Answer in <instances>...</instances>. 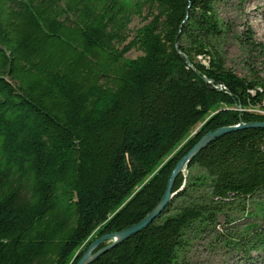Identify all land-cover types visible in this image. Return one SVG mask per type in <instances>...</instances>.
<instances>
[{"label":"trees","instance_id":"1","mask_svg":"<svg viewBox=\"0 0 264 264\" xmlns=\"http://www.w3.org/2000/svg\"><path fill=\"white\" fill-rule=\"evenodd\" d=\"M220 1L0 0V264H77L158 207L206 134L264 122L247 112L264 79L226 67ZM185 173L153 224L92 264H176L196 225L264 195V130L216 140ZM251 239L235 243L248 263L264 232Z\"/></svg>","mask_w":264,"mask_h":264},{"label":"rangeland","instance_id":"2","mask_svg":"<svg viewBox=\"0 0 264 264\" xmlns=\"http://www.w3.org/2000/svg\"><path fill=\"white\" fill-rule=\"evenodd\" d=\"M214 14L226 31L223 47L226 67L241 78L264 79V0H221L215 5ZM145 24L142 18L133 19L128 42ZM140 55L131 51L127 59ZM197 60L209 64L206 58ZM261 232H264V195L249 199L242 206L238 202L230 205L219 217L215 229L201 231L196 225L186 235V247L179 253L176 264H264L262 245L258 252L252 253L250 263L242 253L245 248L235 246L239 242L249 244L251 238L253 244Z\"/></svg>","mask_w":264,"mask_h":264},{"label":"water","instance_id":"3","mask_svg":"<svg viewBox=\"0 0 264 264\" xmlns=\"http://www.w3.org/2000/svg\"><path fill=\"white\" fill-rule=\"evenodd\" d=\"M203 80L209 83V81L206 78H203ZM246 129L264 130V122L248 123V124L241 123L239 126L220 128L216 131L206 134L197 143V145L175 167L174 171L172 172L168 180L166 192L158 207L139 224H136L126 230H123L122 232L105 235L97 239L95 242H93L90 245L88 250L85 252L83 257L80 259V261L77 264H92L96 262L99 258L104 256L105 254H107L109 251L115 249L116 247L120 246L127 240L131 239L132 237L138 235L139 233L147 229L151 224H153L155 220H157L162 215V213L168 207L171 199L174 196L173 195L174 183L180 174H184L186 172V169L188 168L189 164L204 149H206L210 144L214 143L216 140L228 134H232L237 131L246 130ZM103 244H107V245L101 248Z\"/></svg>","mask_w":264,"mask_h":264},{"label":"built area","instance_id":"4","mask_svg":"<svg viewBox=\"0 0 264 264\" xmlns=\"http://www.w3.org/2000/svg\"><path fill=\"white\" fill-rule=\"evenodd\" d=\"M217 88L222 90V91L226 90V88L223 87V86H218ZM238 111L239 112H244V110H242L241 108H239ZM247 112L264 116V108H258V107L257 108H251V109L247 110Z\"/></svg>","mask_w":264,"mask_h":264}]
</instances>
